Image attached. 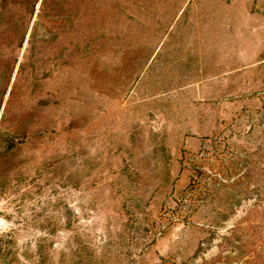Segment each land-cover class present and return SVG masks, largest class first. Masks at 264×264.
Wrapping results in <instances>:
<instances>
[{"label":"rangeland","instance_id":"rangeland-1","mask_svg":"<svg viewBox=\"0 0 264 264\" xmlns=\"http://www.w3.org/2000/svg\"><path fill=\"white\" fill-rule=\"evenodd\" d=\"M41 2L0 264H264V0Z\"/></svg>","mask_w":264,"mask_h":264},{"label":"trees","instance_id":"trees-1","mask_svg":"<svg viewBox=\"0 0 264 264\" xmlns=\"http://www.w3.org/2000/svg\"><path fill=\"white\" fill-rule=\"evenodd\" d=\"M44 2L42 0V5ZM38 3L39 0H0V138L1 128L14 105L16 81L30 60L35 66L39 55V47L34 46L37 22L31 27ZM25 45L29 50L20 61ZM15 72L17 77L14 79Z\"/></svg>","mask_w":264,"mask_h":264}]
</instances>
